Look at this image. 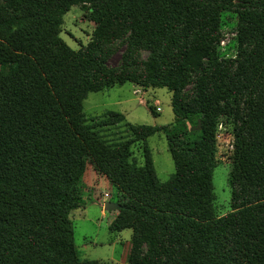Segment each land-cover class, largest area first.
Here are the masks:
<instances>
[{
  "label": "trees",
  "instance_id": "1",
  "mask_svg": "<svg viewBox=\"0 0 264 264\" xmlns=\"http://www.w3.org/2000/svg\"><path fill=\"white\" fill-rule=\"evenodd\" d=\"M72 6L93 26L78 50L60 37ZM228 12L236 56L225 59ZM125 83L167 89L174 120L128 124L131 139L110 143L101 128L124 116L89 123L84 100ZM221 117L231 210L219 217ZM160 132L174 165L166 181L147 143ZM88 164L125 198L108 229L132 231L128 264H264V0H0V264H103L78 259L70 219Z\"/></svg>",
  "mask_w": 264,
  "mask_h": 264
},
{
  "label": "rangeland",
  "instance_id": "2",
  "mask_svg": "<svg viewBox=\"0 0 264 264\" xmlns=\"http://www.w3.org/2000/svg\"><path fill=\"white\" fill-rule=\"evenodd\" d=\"M236 15L232 12L221 16V38L218 53L221 58L236 56L235 38ZM93 31V26L84 16L79 6H72L63 17L60 37L73 50L85 45ZM221 41L224 44H221ZM120 52H115L107 61L109 66L118 64ZM171 93L165 88L147 89L125 83L101 92H91L84 100V112L89 123L91 119L101 121L107 112H117L124 120L114 126L101 128V135L110 143L130 140L128 124L163 126L174 120L171 108ZM159 108L160 111L156 109ZM155 114V115H153ZM230 120L221 117L216 127L218 163L213 169L212 185L214 196V212L223 216L230 212L231 187L228 182L230 172ZM152 152L157 177L161 181L168 180L174 172V165L167 148L163 132L156 133L147 139ZM132 155L142 162L141 143L131 146ZM124 196L104 176L97 174L90 164L83 176L84 204L73 211L70 219L73 226V238L79 260H98L103 264H128L131 230L111 232L108 229L115 216L114 211H105L106 202L122 203Z\"/></svg>",
  "mask_w": 264,
  "mask_h": 264
},
{
  "label": "water",
  "instance_id": "3",
  "mask_svg": "<svg viewBox=\"0 0 264 264\" xmlns=\"http://www.w3.org/2000/svg\"><path fill=\"white\" fill-rule=\"evenodd\" d=\"M118 204L116 203H110V202H106V203H104V205H103V209L105 210V211H112V210H115V209H117L118 208Z\"/></svg>",
  "mask_w": 264,
  "mask_h": 264
},
{
  "label": "built area",
  "instance_id": "4",
  "mask_svg": "<svg viewBox=\"0 0 264 264\" xmlns=\"http://www.w3.org/2000/svg\"><path fill=\"white\" fill-rule=\"evenodd\" d=\"M221 44H224V42H223V41H221ZM156 110H157V111H160V109H159V108H157ZM229 148L231 149V148H232V146H231V145H229Z\"/></svg>",
  "mask_w": 264,
  "mask_h": 264
}]
</instances>
